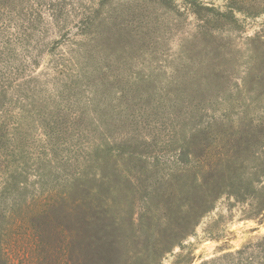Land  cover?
<instances>
[{
	"label": "trees",
	"instance_id": "obj_1",
	"mask_svg": "<svg viewBox=\"0 0 264 264\" xmlns=\"http://www.w3.org/2000/svg\"><path fill=\"white\" fill-rule=\"evenodd\" d=\"M181 1L199 20L197 32L204 34L210 28L242 31L246 19L264 13V0H224L220 7L204 0ZM174 2L0 0V194L7 195L0 202V221L6 220L0 225V264H11L5 244L15 235L10 233L27 235L37 259L61 264L64 231L72 228L55 221V209L62 208L69 188L78 193L95 165H108L97 159L111 151L134 156L153 145L165 148L188 129L186 120L177 124L175 118L207 116L206 90L200 84L192 89L202 98L199 102L165 105L164 96L182 88L154 87L151 74L141 69L148 58L163 53L168 34L179 29L181 20H166L179 11ZM262 37L264 29L245 38L259 51ZM218 45L225 50L224 42ZM212 76L223 101L230 95L228 79L221 71ZM156 94L154 104L150 99ZM210 131L209 125L197 123L187 132L191 141L186 146L193 147L196 162L204 160L195 150L206 157L211 144L218 143ZM162 133L166 138L155 141ZM202 190L201 198L216 193ZM49 233L54 237L48 239ZM229 255L240 263L264 264V233Z\"/></svg>",
	"mask_w": 264,
	"mask_h": 264
},
{
	"label": "rangeland",
	"instance_id": "obj_2",
	"mask_svg": "<svg viewBox=\"0 0 264 264\" xmlns=\"http://www.w3.org/2000/svg\"><path fill=\"white\" fill-rule=\"evenodd\" d=\"M174 1L179 11L166 20H181L179 29L168 34L163 53L148 58L141 69L151 74L154 87L182 88L164 96L165 105L199 102L202 98L192 89L200 84L206 90L207 116L197 121L175 118L177 124L186 120L188 129L165 148L153 145L134 156L111 151L97 159L108 165H95L78 193L69 188L62 208L55 209V221L72 228L64 231L61 264H244L229 253L264 233V222L258 223L264 221V45L255 51L245 38L264 29V13L246 19L242 31L210 28L204 34L197 32L200 22L189 7ZM204 1L218 7L225 3ZM221 42L225 50L218 49ZM218 71L228 79L230 95L223 101L212 76ZM156 99L157 94L150 100L155 104ZM197 123L209 125L218 142L211 144L206 157L195 150L204 160L198 164L193 147L186 146L191 141L187 132ZM163 138L162 133L155 141ZM224 143L230 144L227 155ZM102 174L105 178L100 179ZM3 186L1 182L0 190ZM203 188L216 193L201 198ZM6 198L0 194V202ZM5 221H0L2 227ZM10 234L15 235L4 238L11 264H54L51 258L46 263L37 259L38 250L27 235Z\"/></svg>",
	"mask_w": 264,
	"mask_h": 264
}]
</instances>
